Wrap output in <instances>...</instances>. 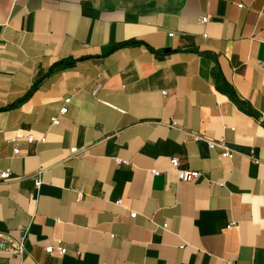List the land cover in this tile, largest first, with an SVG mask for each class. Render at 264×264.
Wrapping results in <instances>:
<instances>
[{
    "label": "crops",
    "instance_id": "0c3cea01",
    "mask_svg": "<svg viewBox=\"0 0 264 264\" xmlns=\"http://www.w3.org/2000/svg\"><path fill=\"white\" fill-rule=\"evenodd\" d=\"M261 64L264 0H0V264H264Z\"/></svg>",
    "mask_w": 264,
    "mask_h": 264
},
{
    "label": "built area",
    "instance_id": "2783aa9c",
    "mask_svg": "<svg viewBox=\"0 0 264 264\" xmlns=\"http://www.w3.org/2000/svg\"><path fill=\"white\" fill-rule=\"evenodd\" d=\"M238 8H242V6H238ZM200 22L202 23H206L207 22V18H201ZM261 66H264V64H261ZM95 94V92H94ZM162 95H166L165 92H162ZM70 100L66 99L65 103L67 104ZM67 112L66 107H63L60 110V114H65ZM58 124V120L57 118L52 119V125H57ZM25 137L21 134H16L15 137L13 138V140H11V143L13 144V155H18L19 154V149L17 147V142L19 140L24 139ZM26 142L28 144H31L33 142H35L34 138L32 136H26ZM199 136H194V140H198ZM40 143L44 142V139H41L39 141ZM207 146L209 149H214V148H219L221 149V156L224 158H229L232 159L233 155L232 153L229 151V147L226 144V142L224 141L223 138L219 139L216 142H212V141H207ZM171 166L174 169V171L176 172L177 175V179L180 182H184V183H190L193 182L195 180H197L199 178V173L198 172H193V171H184V170H180L179 167V161L177 158H172L170 160ZM115 164L116 165H128V162L125 160H121L119 158L115 159ZM154 176H158L160 173L157 171H152L151 172ZM10 178V172L8 171H1L0 172V181H6ZM40 180L39 177H37L34 181L35 187H39L40 186ZM136 216L135 213L130 214V218L134 219ZM24 250H25V238L24 236H22L21 238L17 239V240H8V242H5V240L2 241L1 245H0V253H6L9 254L11 256H22L24 254ZM53 251V247H47L45 248V252L50 254ZM58 251L60 254H65V249L63 248H58Z\"/></svg>",
    "mask_w": 264,
    "mask_h": 264
}]
</instances>
